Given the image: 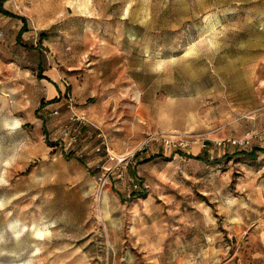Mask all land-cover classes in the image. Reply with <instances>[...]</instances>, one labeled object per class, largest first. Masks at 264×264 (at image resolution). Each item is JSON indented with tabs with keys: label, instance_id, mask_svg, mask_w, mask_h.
<instances>
[{
	"label": "rangeland",
	"instance_id": "rangeland-1",
	"mask_svg": "<svg viewBox=\"0 0 264 264\" xmlns=\"http://www.w3.org/2000/svg\"><path fill=\"white\" fill-rule=\"evenodd\" d=\"M263 126L264 0H0V264H264Z\"/></svg>",
	"mask_w": 264,
	"mask_h": 264
},
{
	"label": "built area",
	"instance_id": "built-area-1",
	"mask_svg": "<svg viewBox=\"0 0 264 264\" xmlns=\"http://www.w3.org/2000/svg\"><path fill=\"white\" fill-rule=\"evenodd\" d=\"M66 85V83H65ZM53 115H57V112L54 111L52 113ZM69 125H81V128H83L84 126H86L88 123L87 120V115L84 112L81 113H76L73 110H71V114L69 117ZM97 130V134H95L94 136L91 134V132L88 131H84L83 132V139L84 140H90L92 139V137H94L95 139H98V144H95L93 147V151L96 153L101 152V150H103L106 154V157L108 160L110 161H114L115 162V169H122L124 168V165L126 164L127 161V156H115L113 155L109 145L107 144L106 141V137L104 135V133L101 131V129L99 128H95ZM263 132H264V126H263ZM62 136L64 139L68 140L69 144H73L76 142L77 138L75 135V131L72 129V127L65 125L64 127H62ZM253 133H246L244 136H242L240 139L238 140H232L230 141V144L232 146H236V147H247L250 144V140L254 137L252 135ZM177 137H165L163 138L160 142L162 144V147L167 150V151H183L186 150L189 147L190 142L183 140L182 138H177ZM264 139V137H263ZM150 140V141H148ZM157 142V140L154 137H150L148 138L144 143H143V148H148L150 142ZM152 144V143H151ZM218 146H220L219 143H217ZM110 170V169H109ZM106 174L105 176L99 177L98 178V182H103L106 180L107 178ZM119 178L122 177V173H120V175L118 176ZM131 184L133 188H136L137 185L131 181Z\"/></svg>",
	"mask_w": 264,
	"mask_h": 264
},
{
	"label": "crops",
	"instance_id": "crops-1",
	"mask_svg": "<svg viewBox=\"0 0 264 264\" xmlns=\"http://www.w3.org/2000/svg\"><path fill=\"white\" fill-rule=\"evenodd\" d=\"M27 28V27H26ZM19 30V29H18ZM47 78H49L50 80H52L51 79V77L47 74V75H45ZM53 90H54V95H53V97H55V96H58V94L59 93H61L63 90L61 89V86H55V87H53ZM204 145H202L201 147H203ZM145 252H147L146 250H145ZM155 254V253H154ZM155 261H156V259H155Z\"/></svg>",
	"mask_w": 264,
	"mask_h": 264
},
{
	"label": "trees",
	"instance_id": "trees-1",
	"mask_svg": "<svg viewBox=\"0 0 264 264\" xmlns=\"http://www.w3.org/2000/svg\"><path fill=\"white\" fill-rule=\"evenodd\" d=\"M22 31V30H21ZM21 31H20V33L19 34H21ZM42 79V78H41Z\"/></svg>",
	"mask_w": 264,
	"mask_h": 264
}]
</instances>
